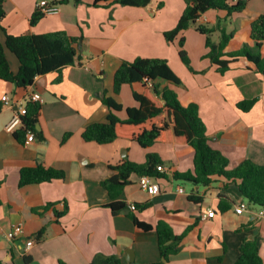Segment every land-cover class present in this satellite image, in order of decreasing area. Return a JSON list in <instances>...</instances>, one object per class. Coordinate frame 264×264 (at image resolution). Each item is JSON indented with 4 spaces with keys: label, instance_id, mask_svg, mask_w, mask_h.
Segmentation results:
<instances>
[{
    "label": "crops",
    "instance_id": "0c3cea01",
    "mask_svg": "<svg viewBox=\"0 0 264 264\" xmlns=\"http://www.w3.org/2000/svg\"><path fill=\"white\" fill-rule=\"evenodd\" d=\"M41 0H6V17L0 29V42L6 32L20 36L66 31L77 38V61L60 71L40 75L28 88L0 79V264H91L97 254L115 256L122 264H237L242 245L256 240L264 264L263 208L251 205L241 195L237 184L215 177L209 187L177 181L174 172L194 168L195 150L187 144H155L142 148L138 143L118 139L109 144L87 142L84 129L106 122L110 110L104 95L123 107L116 114L125 119L127 108L136 107L134 92L143 84L124 85L114 93V76L123 62L136 58L166 59L181 85H170L183 106L196 103L207 128L210 146L229 159L228 170L243 161L264 164V75L248 69L245 59L220 74L206 58V39L197 37L195 26L186 30L171 46L164 33L176 27L187 0H151L146 7L112 5L95 0L60 6L57 14L46 15L36 26L30 24ZM51 1V0H49ZM237 0H234L236 2ZM264 14V0H247L243 13L231 16L224 10H209L198 25L220 26L232 37L225 52L244 45H254L250 27ZM6 30V32L4 31ZM200 34V33H199ZM201 35V34H200ZM220 42V31L212 34ZM185 38L191 69L178 57V41ZM205 40V41H204ZM264 57V43L261 48ZM14 74L20 62L6 49ZM34 93L43 103L38 117L35 140L25 144L6 126L21 106L27 107ZM9 97V103L3 101ZM256 99L247 112L238 108L244 100ZM33 103V102H32ZM69 135L63 141L65 135ZM148 154L163 162L164 177L154 178L160 187L156 196L139 186V176L132 174L130 183L117 199L128 206L149 204L132 213L153 226L139 229L125 211L114 214L112 202L102 182L113 176L110 166L124 160L144 163ZM44 167L64 173V178L21 186V171ZM182 187L183 192L178 189ZM199 199L198 201L192 198ZM229 203L222 211L220 203ZM244 202L247 209L236 213ZM213 209L215 216L202 219ZM62 214V215H58ZM168 224L176 235H184L179 250L168 259L162 257L155 226ZM15 225L24 233L7 237ZM35 243L27 247L28 240Z\"/></svg>",
    "mask_w": 264,
    "mask_h": 264
},
{
    "label": "trees",
    "instance_id": "16d2710c",
    "mask_svg": "<svg viewBox=\"0 0 264 264\" xmlns=\"http://www.w3.org/2000/svg\"><path fill=\"white\" fill-rule=\"evenodd\" d=\"M6 0H0V29L6 17ZM80 4L82 0H51L52 5L63 6L69 3ZM101 2H108L107 6L121 5L131 7H146L151 0H95L93 5L99 6ZM247 0H187L185 10L175 28L164 33L166 40L173 43L191 26L206 36L208 53L206 58L217 66L220 74L229 71L232 65L240 59H245L248 69L255 68L264 75V57L261 48L264 43V14L256 18L250 27L251 38L254 45H244L242 48L225 52L232 33H228L219 25L209 28L198 25V19L209 10H224L231 16L234 13H243L246 10ZM46 15L39 9L31 16L30 24L36 26ZM6 32V30L4 29ZM220 31L219 43L213 42L211 35ZM77 38L70 36L66 31H55L42 35L24 34L11 35L6 32L5 43L0 42V79L13 83L19 88H28L34 84L35 77L49 72L60 71L66 66L77 61L75 44ZM180 57L182 62L191 69L190 59L185 46V38H180ZM6 49L14 53L20 62L19 71L14 74L6 57ZM149 79V83L145 79ZM170 85H181L182 81L174 73L166 59L136 58L132 62H123L114 76V93L120 94L124 85L143 84L142 92H134L137 102L136 107L127 108V117L120 118L116 112L123 109L122 105L112 97L103 96V103L109 108L110 114L106 122L94 123L87 126L83 139L87 142L109 144L118 139L138 143L142 148H149L155 144H187L195 150L194 168L188 172H174L177 181L190 182L195 185L209 187L215 177H222L237 184L241 195L249 204L264 208V164H256L251 160L243 161L234 170H228L229 159L220 151L213 149L209 143L207 128L200 116L199 106L191 103L183 106L175 90L166 86L161 88V82ZM256 99L244 100L238 108L244 112L249 111L256 103ZM42 104L29 102L27 114L23 118V126L14 132L20 140L22 134L36 130L38 117ZM70 134L65 135L63 141ZM163 167V162L157 155L148 154L144 163H135L129 160L110 168L115 174L102 182L108 191L112 202L108 207L114 214L125 211L131 217L136 227L150 231L153 226L140 221L128 206L117 199L122 194L124 187L130 183L132 174L139 177L147 175L152 178L164 177L165 174L158 170ZM64 178V173L54 169L36 167L26 168L21 171L20 185L38 184ZM198 201L197 198H192ZM149 207V204H137V210ZM219 208L224 211L230 208L229 203H220ZM62 215V214H58ZM155 229L159 236V249L163 258L168 259L180 248L184 235H176L173 229L164 222H159ZM218 259L217 264H221ZM237 264H263L256 240L247 241L241 247ZM91 264H122L115 256L97 254Z\"/></svg>",
    "mask_w": 264,
    "mask_h": 264
},
{
    "label": "built area",
    "instance_id": "2783aa9c",
    "mask_svg": "<svg viewBox=\"0 0 264 264\" xmlns=\"http://www.w3.org/2000/svg\"><path fill=\"white\" fill-rule=\"evenodd\" d=\"M38 9L45 15H50V14H57L60 11V6L58 5H52L50 3L49 0H41L38 4ZM38 76L35 77V80ZM145 81L147 83H149V86H151V82L149 81V79H145ZM3 101H5L7 104L9 103V97L8 96H3ZM31 102L34 103H43V100L40 96V94L38 93H34L31 96L30 99ZM27 114V107L25 105L21 106L19 112H17L12 120L9 122V124L6 126V129L8 131H15L18 127H22L23 126V118L24 116ZM26 141L25 144H31L34 140H35V132L32 130H28L26 133ZM158 170H160L161 172H164L165 169L162 166L158 167ZM139 186L142 190L148 192L150 195L152 196H156L159 194L160 192V187L158 185V183L156 182V180L150 176L144 175L141 176L139 178ZM179 192H183L184 189L182 187H180L178 189ZM129 209L131 211H136V204H131L129 206ZM247 209V204L244 202H241L237 208H236V213L238 214H242L243 212H245ZM215 211L213 209L208 210V212L204 213L202 215V219L205 220L207 218H212L215 216ZM262 214H264V208H263V212ZM24 233V229L22 225H15L12 230L8 233L7 237L10 239H13L14 237L18 236V235H22ZM35 243L34 239L28 240L27 242V247L30 248L31 246H33V244Z\"/></svg>",
    "mask_w": 264,
    "mask_h": 264
},
{
    "label": "rangeland",
    "instance_id": "374dc122",
    "mask_svg": "<svg viewBox=\"0 0 264 264\" xmlns=\"http://www.w3.org/2000/svg\"><path fill=\"white\" fill-rule=\"evenodd\" d=\"M220 34H221V33H220ZM195 36H196V37L194 38V42H195V47L197 48L198 40H197L196 38L199 37V38H202V39H203V38L206 39V36H205V35H202V34L200 35L199 33H196ZM211 36H212L214 39L217 38V35H214V36L211 35ZM212 37H211V38H212ZM176 40H177V39H176ZM204 41H205V40H204ZM179 42H180V39H179L178 44H177V45H178V48H180ZM171 46H175V44L172 43ZM180 50H181V49H180ZM180 50H179V51H180ZM178 57H179L180 60H181L180 54H178ZM184 65H185V64H184Z\"/></svg>",
    "mask_w": 264,
    "mask_h": 264
}]
</instances>
